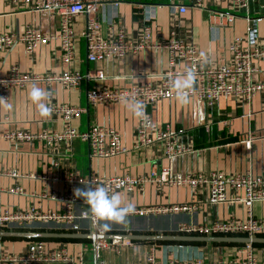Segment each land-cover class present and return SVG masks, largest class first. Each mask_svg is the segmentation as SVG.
<instances>
[{
  "label": "crops",
  "instance_id": "1",
  "mask_svg": "<svg viewBox=\"0 0 264 264\" xmlns=\"http://www.w3.org/2000/svg\"><path fill=\"white\" fill-rule=\"evenodd\" d=\"M114 2L118 3L117 17L112 20L111 25H108L106 21L113 11L111 3ZM170 3L185 5L187 7L185 13H170L168 10ZM141 4L158 5L155 7V18L148 23L152 40L166 39L170 28L174 22H177L184 39L192 43L198 53H205L208 66L232 63L229 46L236 37L242 38L244 47L248 46L244 38L247 27L246 15L244 12L233 11L227 3L206 2L205 8L199 9L192 6V0H107L106 4L93 15L100 22L99 32L104 37H110L119 29H123L128 36L135 35L146 25L139 7ZM217 9L226 13H235L237 16L229 23L225 19L209 14V10ZM259 16H264V0H256L249 7L251 19ZM86 21V15L73 18L74 59L65 62L57 38L60 25V17L57 13L48 10L32 11L28 6L0 0V33L12 34L16 39L28 25H31L38 32L51 37L47 44L38 45L32 53H26L19 43L0 53V76L6 75L13 66L18 67L22 73L36 74L40 77L58 76L73 71L91 74L97 69L102 70L105 74L104 79H83L77 87H67L58 80H41L34 84L52 94L50 104L86 109L80 117L70 122L72 127L78 131H85L90 126L97 125L111 127L121 134L122 144L129 150L125 154L99 159L90 158L87 144L77 140L71 145L61 144L44 149L38 143H14L0 138V213L26 211L31 207L41 211H58L60 204L49 196L61 193L63 183L50 178L62 176L72 169H76L83 176L94 174L102 177L148 175L151 169L164 166H170L174 172L182 175L219 173L231 176L249 173L259 176L264 174L263 92L257 93L248 104L243 103L239 98H221L211 106L195 98H190L186 104H180L176 98L158 101L148 108L153 123L160 129L168 125L173 130L184 131L194 146V152L179 156L169 163L161 155L158 145L139 151L132 150L137 118L123 103L91 106L87 103L86 94L89 90L102 87L128 89L145 83L158 85L168 66L167 52L144 50L135 55L129 54L120 60L88 62L85 40L82 37ZM251 26L252 39L254 37L261 42L264 22H252ZM253 65L256 70L252 74V80L264 82V59L253 61ZM185 66L186 64L181 63L179 68ZM32 85L17 87L10 91L8 102L14 107L11 112L0 109V136L11 130L38 133L59 131L64 127V122L56 116L51 115L47 119L39 116L37 108L27 95ZM248 139H251L250 149L245 147V141ZM9 170H15L18 176L2 174ZM28 175L39 177H27ZM120 193L124 197L125 204L131 203L135 207L183 203L195 205L193 212L176 215L174 219L170 218V224L178 221L207 224L216 220L244 218L247 214V209L238 203L210 205L205 188L192 193L187 188L166 186L160 188L155 182H148L142 190H136L131 194ZM251 213L255 218H264V201L254 202ZM147 222L143 219L137 220L138 224ZM38 228L42 227H33L30 231ZM7 229L9 228L0 231ZM57 230L61 229L53 231ZM141 231L143 230L139 233H143ZM87 232L89 231H80V233ZM29 241L23 238H0V254L23 252ZM46 241L50 247L60 242L65 243L70 254H76L81 249H84L85 254L89 247L92 259H86L84 255L85 264H95L90 240L46 239ZM134 242L132 248L124 247L118 253L102 251L100 258L106 264H144V258L152 246H160L159 242ZM254 250L260 259L264 257V247H254ZM176 251L174 249L172 253ZM205 252L204 247L189 245L179 249V256L185 259L204 253L208 259L217 257L213 253L212 256H208ZM162 257V253L161 256H157L161 260Z\"/></svg>",
  "mask_w": 264,
  "mask_h": 264
},
{
  "label": "built area",
  "instance_id": "2",
  "mask_svg": "<svg viewBox=\"0 0 264 264\" xmlns=\"http://www.w3.org/2000/svg\"><path fill=\"white\" fill-rule=\"evenodd\" d=\"M15 5H25L32 11H54L60 17L59 34L60 49L63 51V60L71 62L74 59L75 36L72 29V20L78 15H86V26L82 37L86 45V59L88 62L97 63L108 60H120L129 54H138L144 50H165L168 55V66L162 74L158 85L152 83L138 84L128 89L97 88L89 90L86 94L87 103L96 105H115L122 103V97H135L143 101L146 112L145 119H137L134 127V143L131 149H141L158 145L161 155L172 162L175 158L194 152L192 142L182 130H173L168 125L158 128L152 121L148 108L158 101L173 99L175 94L169 88V79L193 68L196 71L194 89L190 98L205 102L208 106L216 103L221 98H239L245 104L260 92L264 93V82H254L252 74L255 72L253 61L264 59V35L261 42L251 37V23L264 22V16L254 19L249 17V7L256 0H192V6L199 9L205 8V3H227L235 12H244L247 22L246 36L248 46L242 45V38L236 37L229 50L232 53L231 64L208 66L201 60V53L196 47L187 42L181 35L178 23L174 22L168 36L164 40H152L148 23L155 18V7L158 5L141 4L140 11L146 25L135 35L128 36L123 29H119L110 37H104L100 32V22L93 16L107 0H7ZM117 2L111 3L113 11L106 21L108 25L117 17ZM185 5L170 3L168 10L172 14H183ZM146 12L148 18H146ZM211 16L225 19L231 23L236 18L235 13H226L219 9L209 10ZM50 36L38 32L33 26L28 25L15 39L12 34L0 33V53L6 51L14 44H21L26 53H32L38 45L47 44ZM181 63L186 64L179 68ZM105 74L97 69L93 73L81 74L78 71L66 72L58 76L40 77L36 74L22 73L18 67H11L6 75L0 76V97L8 98L12 89L32 85L41 80H58L67 87H77L83 79L102 80ZM53 108L51 115L60 118L64 127L59 131H42L31 133L23 130H11L1 134L0 138L14 143H38L44 149L54 148L58 145H71L74 141H81L88 146L90 158H108L128 152L122 144L121 134L107 126H90L85 131H78L70 122L80 117L86 111L84 107L50 104ZM245 147L250 149L251 139L245 141ZM1 174V173H0ZM3 175L17 177L15 170H9ZM24 177V176H22ZM27 177L36 178L39 176ZM41 177V176H40ZM42 178V177H41ZM54 181L63 183V191L49 196L50 199L60 204L58 211H41L31 207L26 211H4L0 213V229L16 226L17 229L26 228L28 225L39 223H54L60 226H69L71 232L87 230L96 235H104L107 231L94 226L89 219L88 205L74 196L73 190L80 187L95 188L106 186L112 192H125L131 194L142 190L148 182H155L160 188L181 187L197 193L202 188L207 189V201L210 205L242 204L247 209L244 218H230L216 220L211 223L185 222L177 226L178 235L195 236H259L264 234V218H255L251 213L252 204L264 201V174L222 175L219 173L200 174L189 173L182 175L172 170L170 166L160 169H151L148 175L131 176L122 175L102 177L99 175L83 176L76 169L67 171L62 176H53ZM45 197V195H42ZM195 210L194 204H169L135 207L134 214L128 218H147L165 215L188 214ZM66 230V229H65ZM134 241L127 239L96 240L92 242L93 259L95 264H106L100 258L102 251L118 253L124 247L132 248ZM153 245L144 258V264H264V257L259 258L254 247L250 244L235 246L230 251L229 257L217 256L207 258L204 253L182 259L179 249L189 246L184 244L159 243ZM162 253V260L157 258L158 249ZM176 249V253H172ZM171 254V257H170ZM84 249L76 254H70L65 243L48 246L46 239L30 240L26 249L20 253L0 254V264H40V263H72L85 264Z\"/></svg>",
  "mask_w": 264,
  "mask_h": 264
},
{
  "label": "clouds",
  "instance_id": "3",
  "mask_svg": "<svg viewBox=\"0 0 264 264\" xmlns=\"http://www.w3.org/2000/svg\"><path fill=\"white\" fill-rule=\"evenodd\" d=\"M146 18H148L147 12ZM201 60L207 62V57L203 52L201 53ZM195 80L196 71L193 68L186 69L184 73L169 79V88L180 104L189 102ZM27 95L31 103L37 108L39 116L43 119L50 118L53 112V108L50 106L52 94L34 84L28 90ZM121 101L135 118H146V106L143 101L135 97H122ZM13 107L8 102V98L0 97V109L11 112ZM73 192L76 198L88 205L90 222L104 231L110 230L112 223H125L127 218L135 212V206L131 203L125 204L124 197L120 192H112L106 186L76 188Z\"/></svg>",
  "mask_w": 264,
  "mask_h": 264
},
{
  "label": "water",
  "instance_id": "4",
  "mask_svg": "<svg viewBox=\"0 0 264 264\" xmlns=\"http://www.w3.org/2000/svg\"><path fill=\"white\" fill-rule=\"evenodd\" d=\"M176 215L155 216L147 218H127L129 229L124 228V224L112 223L110 230L104 235H96L92 232L80 233L71 232L69 226H62L61 231H30L20 230L13 226L6 231H0V238H23V239H77V240H110V239H127L132 241H147V242H173V243H202V244H264V237L259 236H195V235H178L164 234L162 232H176L177 226L184 221L169 223L170 218L174 219ZM143 219L148 222L138 224L137 220ZM42 227L59 229L60 226L54 223H34L26 228ZM66 229V230H65ZM157 231L155 234L139 233L140 230ZM124 231H128L125 232Z\"/></svg>",
  "mask_w": 264,
  "mask_h": 264
},
{
  "label": "rangeland",
  "instance_id": "5",
  "mask_svg": "<svg viewBox=\"0 0 264 264\" xmlns=\"http://www.w3.org/2000/svg\"><path fill=\"white\" fill-rule=\"evenodd\" d=\"M161 168V167H160ZM159 168V169H160ZM124 228L126 229H129V225H128V219L127 221L125 222L124 224ZM21 229H28L30 230L31 228H21ZM125 232H128V231H124ZM142 232V231H141ZM157 231H152V229H150L149 231H144L143 233H147V234H155ZM223 244H219V245H216V246H212V245H209V244H205L203 245L204 249H205V253L208 255V256H212V253L215 255V256H223V257H229V255L231 254L230 251L233 249V247L235 246H222ZM203 249V248H202ZM85 258L86 259H92V254L91 252L89 251V247L87 248L86 252H85ZM156 255L157 256H161V252L160 250H157L156 251Z\"/></svg>",
  "mask_w": 264,
  "mask_h": 264
},
{
  "label": "trees",
  "instance_id": "6",
  "mask_svg": "<svg viewBox=\"0 0 264 264\" xmlns=\"http://www.w3.org/2000/svg\"><path fill=\"white\" fill-rule=\"evenodd\" d=\"M33 230H35V231H46V230L53 231V230H56V229L38 228V230L37 229H33ZM57 231H59V230H57ZM162 233H164V234H177V232H166V231H164ZM259 237H264V234H260ZM27 240H33V239H27ZM159 243L197 245V246H201V247H203V245H205V244H202V243H173V242H159ZM209 245L216 246V245H219V244H209ZM243 245L244 244H223L222 246H243ZM251 246H253V247H264V244H253Z\"/></svg>",
  "mask_w": 264,
  "mask_h": 264
}]
</instances>
